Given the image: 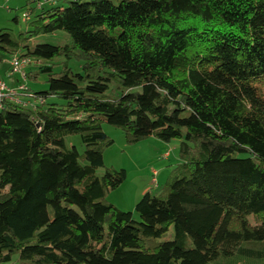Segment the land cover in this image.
I'll use <instances>...</instances> for the list:
<instances>
[{"label": "trees", "instance_id": "16d2710c", "mask_svg": "<svg viewBox=\"0 0 264 264\" xmlns=\"http://www.w3.org/2000/svg\"><path fill=\"white\" fill-rule=\"evenodd\" d=\"M29 5L27 29L0 28V56L10 73L27 60V81L48 75V94L27 86L33 106L0 111V264L263 258L264 0ZM104 123L129 144L181 140V162L135 212L106 200L127 173L105 167Z\"/></svg>", "mask_w": 264, "mask_h": 264}, {"label": "rangeland", "instance_id": "374dc122", "mask_svg": "<svg viewBox=\"0 0 264 264\" xmlns=\"http://www.w3.org/2000/svg\"><path fill=\"white\" fill-rule=\"evenodd\" d=\"M30 1L0 0V28L14 34L27 29L29 24L23 18V13L28 12ZM42 41L55 43L59 39L45 35L34 38V43ZM8 59L6 56H0L1 67L5 68L9 64ZM70 64L81 70L77 68L76 61H71ZM47 80L48 75L39 74L37 79H29L27 86L37 93L47 95ZM47 99L49 102H63V99L59 97H47ZM103 130L114 140V144L104 152L105 167L124 169L127 173L125 181L117 189L111 190L106 200L122 210L135 212L136 205L143 195L149 190L155 192L160 189L173 167L181 162L179 155L181 140L173 139L167 142L152 136L129 144L121 128L104 123ZM67 144L75 145L79 152L84 151L80 136L68 137ZM105 167L100 171H103ZM5 198L7 195L0 199ZM6 264L19 263L14 260ZM223 264H264V257L238 255L225 260Z\"/></svg>", "mask_w": 264, "mask_h": 264}, {"label": "built area", "instance_id": "2783aa9c", "mask_svg": "<svg viewBox=\"0 0 264 264\" xmlns=\"http://www.w3.org/2000/svg\"><path fill=\"white\" fill-rule=\"evenodd\" d=\"M37 6L41 7L45 4L56 3L59 0H35ZM28 13H23V18H27ZM27 65V60L21 59L20 57H14L11 61L12 74L18 73L20 75V81L17 85H9L3 78L0 69V111L4 109L6 103H15L25 107L33 106L30 100L26 99L29 97L27 94V75L25 72V67ZM24 97V98H23Z\"/></svg>", "mask_w": 264, "mask_h": 264}, {"label": "crops", "instance_id": "0c3cea01", "mask_svg": "<svg viewBox=\"0 0 264 264\" xmlns=\"http://www.w3.org/2000/svg\"><path fill=\"white\" fill-rule=\"evenodd\" d=\"M2 71L4 73V77L6 81L12 85L15 86L17 85L21 80H20V75L18 73H10V65L8 64L5 68L2 67Z\"/></svg>", "mask_w": 264, "mask_h": 264}]
</instances>
